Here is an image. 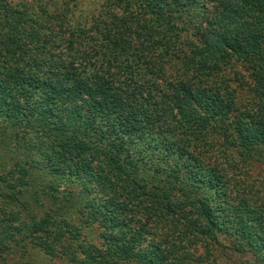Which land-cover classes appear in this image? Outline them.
Listing matches in <instances>:
<instances>
[{
    "label": "trees",
    "instance_id": "obj_1",
    "mask_svg": "<svg viewBox=\"0 0 264 264\" xmlns=\"http://www.w3.org/2000/svg\"><path fill=\"white\" fill-rule=\"evenodd\" d=\"M0 139L21 264L186 261L167 228L218 241L206 150L264 160V0H0Z\"/></svg>",
    "mask_w": 264,
    "mask_h": 264
},
{
    "label": "rangeland",
    "instance_id": "obj_2",
    "mask_svg": "<svg viewBox=\"0 0 264 264\" xmlns=\"http://www.w3.org/2000/svg\"><path fill=\"white\" fill-rule=\"evenodd\" d=\"M91 1L93 2V0L90 2L85 0L88 4L92 3ZM94 1L101 4L103 0ZM3 145L0 139V171L4 168V159L7 158ZM206 153L209 168L202 172L203 179L207 180L205 185L209 182V178L214 177L212 171L218 168L221 174V177L219 173L217 174L219 179L216 178L215 190L208 193L209 205L214 211V233L218 241H211L209 245L196 242L194 247L184 252L185 243L180 240L176 230L171 231L167 228L170 248L187 257L186 261H179L177 264H264V160L255 157L240 158L235 150L227 151L220 148L206 150ZM196 189L200 196L203 192L207 193L204 186ZM40 194L41 198L45 197L44 194ZM117 203L122 205L123 201ZM32 205L33 209H31L38 213L40 219L47 218V214H44L49 201H46L44 208H41L42 204L39 200ZM127 205L130 208V205L124 202V206ZM78 229L76 226L69 229V233L75 239ZM93 229L95 233L102 232L101 227L97 225ZM62 232L63 230L59 234L61 235ZM86 232L84 230V233ZM0 233H3L0 237V264H21L23 260L19 253L21 250L8 251L11 244L7 240L13 239L12 230L0 227ZM28 242L30 243V240ZM93 242L96 243L94 240ZM34 244L36 242L32 245ZM76 245L78 247L77 239ZM20 246L22 253H28L24 243ZM55 264L61 263L56 261Z\"/></svg>",
    "mask_w": 264,
    "mask_h": 264
}]
</instances>
